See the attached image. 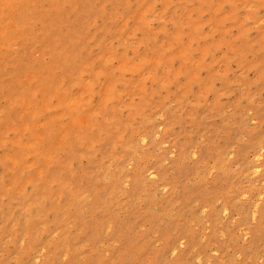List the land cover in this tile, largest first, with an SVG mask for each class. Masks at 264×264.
I'll return each instance as SVG.
<instances>
[{"label": "rangeland", "instance_id": "obj_1", "mask_svg": "<svg viewBox=\"0 0 264 264\" xmlns=\"http://www.w3.org/2000/svg\"><path fill=\"white\" fill-rule=\"evenodd\" d=\"M0 264H264V0H0Z\"/></svg>", "mask_w": 264, "mask_h": 264}]
</instances>
